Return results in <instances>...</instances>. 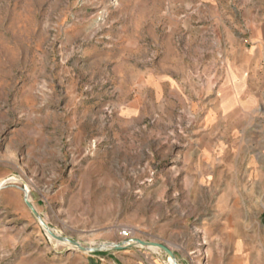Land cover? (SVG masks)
Masks as SVG:
<instances>
[{
    "label": "rangeland",
    "instance_id": "rangeland-1",
    "mask_svg": "<svg viewBox=\"0 0 264 264\" xmlns=\"http://www.w3.org/2000/svg\"><path fill=\"white\" fill-rule=\"evenodd\" d=\"M12 178L0 264H169L52 240L22 182L61 237L264 264V0H0V184Z\"/></svg>",
    "mask_w": 264,
    "mask_h": 264
},
{
    "label": "water",
    "instance_id": "water-1",
    "mask_svg": "<svg viewBox=\"0 0 264 264\" xmlns=\"http://www.w3.org/2000/svg\"><path fill=\"white\" fill-rule=\"evenodd\" d=\"M24 185V188L19 187L25 194V203L28 206V208L31 210L32 214L36 218V220L40 223V225L43 227L44 231L47 232L53 239L56 241L68 245L70 250L81 252L83 254H104V253H113V252H121L126 251L133 248L143 247V248H156L158 250L163 251L167 257L169 262H173V264H179L178 259L169 248V246L159 243V242H153L148 240H142V239H128L125 241H122L120 243H111V242H105L100 244H86L79 241H75L66 237H61L59 235H56L53 233V231L49 228V226L43 221L41 216L37 213L35 210V207L32 205V203L29 201V193L25 189L27 186L24 182H22ZM9 186H1L0 190L7 188Z\"/></svg>",
    "mask_w": 264,
    "mask_h": 264
},
{
    "label": "bare ground",
    "instance_id": "bare-ground-1",
    "mask_svg": "<svg viewBox=\"0 0 264 264\" xmlns=\"http://www.w3.org/2000/svg\"><path fill=\"white\" fill-rule=\"evenodd\" d=\"M19 181H21L19 178L17 179V178H12V179H10L9 181H6V182H3L2 184H0V186H5L6 184H8L9 182H12V183H16V182H19ZM26 189V188H25ZM27 190V189H26ZM27 192L29 193V201L31 202V197H30V191L29 190H27ZM44 221V220H43ZM45 222V221H44ZM46 223V222H45ZM47 224V223H46ZM48 225V224H47ZM50 228V227H49ZM51 229V228H50ZM47 233V232H46ZM54 233V232H53ZM55 234V233H54ZM47 235L50 237V238H52V240H53V237H51L48 233H47ZM57 235V234H56ZM55 240V239H54ZM60 243V242H59ZM151 249H156V248H151ZM169 264H173V262L171 261V262H169Z\"/></svg>",
    "mask_w": 264,
    "mask_h": 264
},
{
    "label": "built area",
    "instance_id": "built-area-1",
    "mask_svg": "<svg viewBox=\"0 0 264 264\" xmlns=\"http://www.w3.org/2000/svg\"><path fill=\"white\" fill-rule=\"evenodd\" d=\"M123 234H124L126 237H129L132 233H131V231H124Z\"/></svg>",
    "mask_w": 264,
    "mask_h": 264
},
{
    "label": "crops",
    "instance_id": "crops-1",
    "mask_svg": "<svg viewBox=\"0 0 264 264\" xmlns=\"http://www.w3.org/2000/svg\"><path fill=\"white\" fill-rule=\"evenodd\" d=\"M110 254V253H109ZM113 254V253H112ZM93 262V261H92ZM90 264H95V263H90ZM97 264V263H96Z\"/></svg>",
    "mask_w": 264,
    "mask_h": 264
}]
</instances>
